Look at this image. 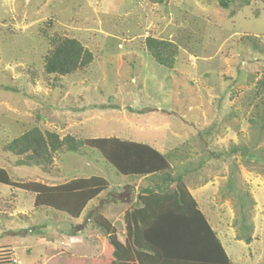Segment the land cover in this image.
<instances>
[{
  "label": "rangeland",
  "instance_id": "1",
  "mask_svg": "<svg viewBox=\"0 0 264 264\" xmlns=\"http://www.w3.org/2000/svg\"><path fill=\"white\" fill-rule=\"evenodd\" d=\"M219 1L0 0V167L19 182L101 176L110 183L85 208L84 224L92 220L85 227L52 209L35 210L32 195L0 184V214L11 215L0 218V248L10 247L17 264H57L46 250L97 256L106 235L94 223V209L110 218L108 208L121 207L115 201L145 192L132 184L142 178L116 176L86 148L55 154L51 175L18 166L6 145L36 127L62 137H117L154 146L188 189L206 186L195 200L212 227L219 226L232 263L264 264V107L255 99L264 78V0L228 10ZM56 35L80 41L92 51V64L64 77L47 74L45 57ZM148 36L178 45L172 69L148 53ZM253 37L257 52L247 44ZM234 146L255 157L232 153ZM107 197L111 202L102 207ZM117 234L122 239L119 229ZM247 234L250 244L242 239ZM6 255L0 250V257Z\"/></svg>",
  "mask_w": 264,
  "mask_h": 264
},
{
  "label": "trees",
  "instance_id": "2",
  "mask_svg": "<svg viewBox=\"0 0 264 264\" xmlns=\"http://www.w3.org/2000/svg\"><path fill=\"white\" fill-rule=\"evenodd\" d=\"M158 2L162 0H157ZM248 4L250 0H220L223 10L235 3ZM253 51H259L258 38H247ZM50 49L45 57V71L49 75L64 77L88 68L94 55L80 41L73 38L52 36ZM145 47L159 65L172 69L179 54L176 43L148 36ZM263 51V50H261ZM255 99L264 107V78L258 81ZM264 132V117L260 119L259 136ZM260 137L252 148L259 150ZM97 151L109 170L128 180L144 178L152 186L138 198L137 207L129 209L124 221L126 240L118 239V231L100 211L94 223L103 229L107 240L102 255L77 257L62 250H46L47 256L57 258V264H231L216 232L199 209L198 203L186 186L182 175L173 174L167 155L154 146L117 137L78 138L62 137L56 132L33 128L6 145V151L18 157V166L37 167L51 175L57 153H78L82 149ZM243 158H253L247 147L232 148V153ZM256 154V153H255ZM230 188L234 179L230 178ZM0 184L22 190L34 198V208L52 209L78 219L87 205L99 198L110 187L101 176L75 178L62 184L50 185L39 181H14L9 172L0 167ZM242 213L243 210H241ZM0 218H10L0 214ZM243 228L252 230L247 218L242 216ZM242 239L251 243L250 234ZM7 255L0 257V264H17L10 247ZM40 264V263H38Z\"/></svg>",
  "mask_w": 264,
  "mask_h": 264
},
{
  "label": "crops",
  "instance_id": "3",
  "mask_svg": "<svg viewBox=\"0 0 264 264\" xmlns=\"http://www.w3.org/2000/svg\"><path fill=\"white\" fill-rule=\"evenodd\" d=\"M194 172V171H193ZM192 173V172H191ZM138 180V179H137ZM143 180H146V179H144V178H142V179H140V180H138L137 182L138 183H132L134 186L133 187H135V188H137V187H141L145 192H142V193H140V192H137L136 194L134 193V192H132V193H130L129 194V196H126L125 198H123V199H121L120 198V201H115L116 203H118L119 205V209L118 210H116V209H114V208H108L105 204L106 203H108V202H111V200L109 199V197H107V199H105L104 200V204L102 205V207H107L108 208V214L110 213L111 214V217L109 218H107L110 222H111V224L117 229V231H118V229L121 231V235H122V239H119V241L120 242H122V243H124L125 242V240H126V224H125V221H124V216H125V214H126V212L129 210V209H131L132 207H133V204L132 203H130V199H133V197H135L136 196V198H135V202L137 201L138 202V198H139V196H141L143 193H146V191L151 187H148V186H146V187H143L144 185L143 184H145L146 182H144V183H142V181ZM136 180H134V182H135ZM125 182V181H124ZM48 184V183H47ZM142 184V185H141ZM50 185H55V184H50ZM126 185H128V186H131V184H129V183H125V186ZM206 188V186H203V187H200V188H197L194 192H193V190H191L190 188H189V190H190V192H191V194L195 197V199L197 200V198H196V196H195V194L197 193V194H199V195H201L202 194V192H204L203 190ZM196 192V193H195ZM137 199V200H136ZM96 200V199H95ZM94 201V200H93ZM92 202V201H91ZM90 202V203H91ZM124 205H128L127 207H123ZM135 207H137V205H135L134 206V208ZM94 210H95V212H94ZM94 210H91V212L93 211L94 213H96V212H98V211H100V207H96ZM84 211H85V209H84ZM84 211L82 212V214H81V216L78 218V219H75L76 221H80V220H83V221H81V222H79L78 223V226H81L82 225V227H85L86 226V224H89L92 220L91 219H89L85 224H84V222H85V216H84V218H83V213H84ZM203 212V214L205 215V217L208 219V217H207V215L205 214V212L204 211H202ZM105 217V216H104ZM83 218V219H82ZM106 218V217H105ZM88 219V218H87ZM83 222V223H82ZM209 222V221H208ZM118 224V228H117V225ZM209 224L211 225V222H209ZM211 227H212V225H211ZM79 228V227H78ZM212 229L216 232V234H217V236H218V238L220 239V241H221V244H222V246H223V243H222V239H221V235H220V233H219V226L218 227H212ZM106 240H107V237H104V239L102 240L101 239V244H102V248H101V250H99L100 252L97 254V256H99V255H102L103 254V252H104V246H105V243H106ZM68 253H70L72 256H77V255H74L72 252H68ZM77 257H95V256H87V255H80V256H77ZM231 264H233L232 263V261H231Z\"/></svg>",
  "mask_w": 264,
  "mask_h": 264
}]
</instances>
